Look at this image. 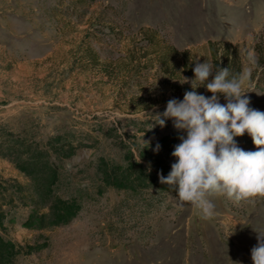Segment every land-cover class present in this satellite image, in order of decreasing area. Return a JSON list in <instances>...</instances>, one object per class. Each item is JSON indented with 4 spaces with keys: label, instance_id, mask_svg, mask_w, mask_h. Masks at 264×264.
<instances>
[{
    "label": "rangeland",
    "instance_id": "obj_1",
    "mask_svg": "<svg viewBox=\"0 0 264 264\" xmlns=\"http://www.w3.org/2000/svg\"><path fill=\"white\" fill-rule=\"evenodd\" d=\"M263 33L264 0H0V243L13 250L0 264H253L264 197L212 195L204 218L139 172H151L147 159L130 184L106 175L141 150L177 162L187 133L155 117L184 98L162 84V47L185 50L194 69L212 61L210 40L238 43L242 92L264 112V84L251 78ZM177 80L212 96L194 71ZM234 139L257 150L247 132Z\"/></svg>",
    "mask_w": 264,
    "mask_h": 264
},
{
    "label": "clouds",
    "instance_id": "obj_2",
    "mask_svg": "<svg viewBox=\"0 0 264 264\" xmlns=\"http://www.w3.org/2000/svg\"><path fill=\"white\" fill-rule=\"evenodd\" d=\"M195 80L212 93L210 98L186 91L182 101L173 98L166 110L157 113L156 123L161 127L172 119L178 131H186V138L175 146L167 177L158 173L160 182L178 191L181 206L191 203L204 218L214 215L212 195H225L233 202L253 197H264V112L249 107L250 99L242 92L247 76H232L229 68H217L210 60L194 61ZM215 70L214 78L208 81ZM218 93L227 103L219 102ZM247 132L256 146L245 151L237 146L234 137ZM156 150H159L157 145ZM139 162V161H137ZM251 249L253 264H264V235Z\"/></svg>",
    "mask_w": 264,
    "mask_h": 264
},
{
    "label": "trees",
    "instance_id": "obj_3",
    "mask_svg": "<svg viewBox=\"0 0 264 264\" xmlns=\"http://www.w3.org/2000/svg\"><path fill=\"white\" fill-rule=\"evenodd\" d=\"M147 42L151 41V37H145ZM209 48L212 57V62L216 65L217 68H229V79L232 76H241L242 75V51L240 49V45L238 43H231L228 41H209ZM170 50V56L168 53H164L165 48H161L160 51L157 52V62L160 66L161 73L164 74L163 78L161 79L163 85H168V87L173 91L176 95H184L186 91H191V83L179 82L177 80V74L185 73L188 76L193 75V66L189 65L186 62V51L185 50H178L173 45H168L166 47ZM253 50L255 52L253 58V65L251 71V78L256 83H263L264 84V33L260 34L258 39L255 41L253 45ZM145 56V55H143ZM184 68L182 73L180 72L181 69ZM215 73V70H214ZM141 160L139 162H134L128 165V168H125L120 171V175L115 177H109L108 173L106 175L107 180L111 178L112 181H116L119 184H130L131 179V172L132 170L141 168L142 163L141 161L147 159L150 163L151 172L147 170H139L143 176L147 175L149 177H153L155 182H159L162 184L159 179L158 173H162L163 176L167 177L171 172V167L167 164V162L158 154L154 155L152 153H147L146 150H141L140 152ZM45 167V165H43ZM112 166V165H111ZM111 169L113 167H110ZM110 169H107L108 172ZM115 172V170H111ZM55 172V171H54ZM51 171V175L45 180V186L48 188L53 184L55 180V173ZM130 172V173H129ZM115 174V173H114ZM154 174V175H153ZM115 179V180H114ZM168 186V185H167ZM50 194V193H49ZM13 250L11 251L10 248L6 247L4 244L0 243V259H6L9 255L12 254Z\"/></svg>",
    "mask_w": 264,
    "mask_h": 264
}]
</instances>
